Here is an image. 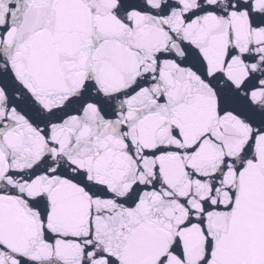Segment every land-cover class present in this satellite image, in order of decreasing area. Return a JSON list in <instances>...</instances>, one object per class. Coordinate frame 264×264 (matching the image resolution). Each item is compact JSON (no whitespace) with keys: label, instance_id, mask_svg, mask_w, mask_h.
<instances>
[{"label":"snow or ice","instance_id":"6c2138e0","mask_svg":"<svg viewBox=\"0 0 264 264\" xmlns=\"http://www.w3.org/2000/svg\"><path fill=\"white\" fill-rule=\"evenodd\" d=\"M0 264H264V0H0Z\"/></svg>","mask_w":264,"mask_h":264}]
</instances>
